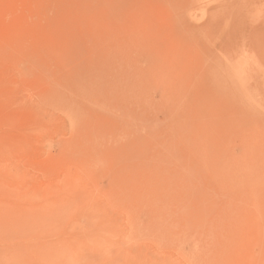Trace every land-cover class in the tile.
Listing matches in <instances>:
<instances>
[{
    "label": "rangeland",
    "instance_id": "obj_1",
    "mask_svg": "<svg viewBox=\"0 0 264 264\" xmlns=\"http://www.w3.org/2000/svg\"><path fill=\"white\" fill-rule=\"evenodd\" d=\"M0 264H264V0H0Z\"/></svg>",
    "mask_w": 264,
    "mask_h": 264
},
{
    "label": "bare ground",
    "instance_id": "obj_2",
    "mask_svg": "<svg viewBox=\"0 0 264 264\" xmlns=\"http://www.w3.org/2000/svg\"><path fill=\"white\" fill-rule=\"evenodd\" d=\"M242 90H243V88H242Z\"/></svg>",
    "mask_w": 264,
    "mask_h": 264
}]
</instances>
